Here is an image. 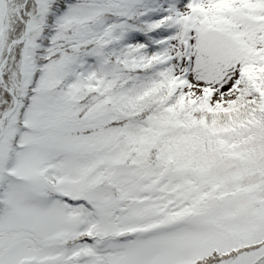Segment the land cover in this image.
Returning a JSON list of instances; mask_svg holds the SVG:
<instances>
[{"label": "rangeland", "instance_id": "1", "mask_svg": "<svg viewBox=\"0 0 264 264\" xmlns=\"http://www.w3.org/2000/svg\"><path fill=\"white\" fill-rule=\"evenodd\" d=\"M21 1L0 0V84L17 101L0 122V187L6 183L0 264H264V128L261 137L234 149L242 157L204 153L194 168L178 145L184 129H169L159 116L153 127L174 145L161 161L158 149L151 160L142 156L130 164L127 139L100 126L110 120L107 106L85 115L59 90L69 67L78 66L76 56L51 61L34 84L35 42L53 0H39L29 21L20 15L24 28L18 30L14 7ZM122 1L163 14L160 28L180 30L166 60L180 114L203 104L208 110L230 106L242 62L264 55V0ZM101 10L74 6L66 20L87 21ZM97 31L95 24L91 32ZM64 33L61 27L56 36ZM14 40L20 42L9 53ZM97 55L99 74L117 79L104 50ZM140 57L137 65L163 60L146 50ZM0 103L7 105L5 98ZM130 129L141 143L143 133ZM124 232L132 236L118 238Z\"/></svg>", "mask_w": 264, "mask_h": 264}, {"label": "trees", "instance_id": "2", "mask_svg": "<svg viewBox=\"0 0 264 264\" xmlns=\"http://www.w3.org/2000/svg\"><path fill=\"white\" fill-rule=\"evenodd\" d=\"M22 1L19 8L14 7L18 11L14 20L18 30L24 28L20 25V15L29 21L35 4L39 2ZM82 5L100 7L102 10L87 21H67L69 10ZM27 9L30 15L26 14ZM163 16L143 7L125 5L122 0H53L48 6L42 34L35 42L38 72L34 84L42 76L41 73L46 72L47 64L51 61L62 63L63 58L76 56L78 66L69 67L58 88L67 101L79 102L82 114L99 115V110L107 106L110 120L100 126L114 133L128 132L129 139L138 142L136 151L128 142L130 164H137L142 156L144 160H151L158 149L161 151L158 153L161 154V161L163 150L174 145L172 137L153 127L159 116L166 121L165 126L169 129H184L186 134L178 145L182 157L189 159L193 166L204 153L219 160L235 155L242 157V151L236 152L234 149L261 137L264 128V56L254 53L256 55L242 62L239 93L230 106L208 110L203 104L191 107L186 114H180L177 111L182 106L181 98L172 99L170 96L176 86L173 83L175 79L168 75L173 73L172 65L163 63L159 66L160 62L151 63L144 57L140 65L136 64L137 60L142 59V50H146L153 60L163 58L164 62L170 57L172 47L166 41L175 31L168 27L160 28ZM66 23L71 27L64 26ZM95 24L99 31L91 32ZM61 27L65 28V33L58 37L56 32ZM102 49L109 68L117 69V79L108 72L99 74L102 60L97 53ZM137 49L139 53H136ZM4 88L5 84H0V98H5L7 103L6 107L0 103V113L13 106V97ZM131 127L143 133L141 143ZM228 134L237 137L231 141L227 138ZM13 159L11 157V162ZM5 190L6 183L0 187V216ZM64 201L69 208L75 204L67 199Z\"/></svg>", "mask_w": 264, "mask_h": 264}, {"label": "water", "instance_id": "3", "mask_svg": "<svg viewBox=\"0 0 264 264\" xmlns=\"http://www.w3.org/2000/svg\"><path fill=\"white\" fill-rule=\"evenodd\" d=\"M10 48H11V46H10L9 49H8V52H9V53H10ZM7 59H8V55H7L6 60L4 61V63H6Z\"/></svg>", "mask_w": 264, "mask_h": 264}]
</instances>
